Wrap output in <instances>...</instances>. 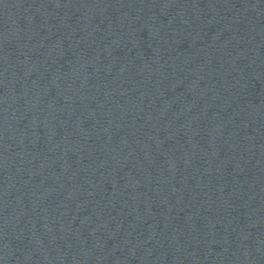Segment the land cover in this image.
Wrapping results in <instances>:
<instances>
[{
  "label": "water",
  "instance_id": "obj_1",
  "mask_svg": "<svg viewBox=\"0 0 264 264\" xmlns=\"http://www.w3.org/2000/svg\"><path fill=\"white\" fill-rule=\"evenodd\" d=\"M0 264H264V0H0Z\"/></svg>",
  "mask_w": 264,
  "mask_h": 264
}]
</instances>
